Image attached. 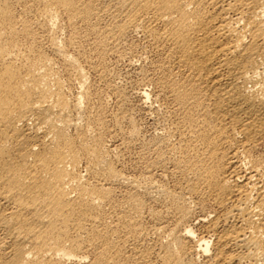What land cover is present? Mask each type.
Segmentation results:
<instances>
[{
    "label": "bare ground",
    "instance_id": "6f19581e",
    "mask_svg": "<svg viewBox=\"0 0 264 264\" xmlns=\"http://www.w3.org/2000/svg\"><path fill=\"white\" fill-rule=\"evenodd\" d=\"M0 264H264V0H0Z\"/></svg>",
    "mask_w": 264,
    "mask_h": 264
},
{
    "label": "rangeland",
    "instance_id": "374dc122",
    "mask_svg": "<svg viewBox=\"0 0 264 264\" xmlns=\"http://www.w3.org/2000/svg\"><path fill=\"white\" fill-rule=\"evenodd\" d=\"M119 66L120 67H118V65H116V67L115 68H117L118 69V71H116V72H118L117 74H118V78L120 79V77H121V79L119 80L118 79V82L119 81H122V82H119L121 85H127V83H126V81H127V79H126V77H123V76H125V66L123 65V64H119ZM121 68H122V70H121ZM117 69H115V70H117ZM121 75V76H120ZM126 80V81H125ZM134 80H136V78L134 79ZM131 84V83H130ZM129 85V84H128ZM127 85V87H128V89H130V90H134L133 88H135L136 87V84L134 83V84H131V86L133 87L132 89H131V87H130V85L128 86ZM135 85V86H134ZM135 92V91H134ZM132 97H134V98H132L131 99V102L133 103L132 105H134V107H135V109H136V113H137V119H138V121H139V123H140V125L142 126V128L144 129V131L146 132V133H149V132H152L153 131V127H152V125H151V121L150 120H146V118L144 119L142 116H140V113H139V111H137L138 110V104H139V99L136 97V95L134 94ZM111 104H113L112 102H111ZM144 122V123H143ZM149 127H148V126ZM148 128V129H147ZM149 128H151V129H149ZM152 130V131H151ZM149 131V132H148ZM134 155V156H133ZM128 154V156H126V160H127V162L125 161V163H124V167L123 168H127V166H128V168L126 169L128 172L130 171V170H132V172L130 171L129 173H134V174H138L139 172H140V164L139 163H135V162H137L136 160H137V157H135V156H137L136 154ZM130 156H131V160H130ZM133 160L135 161V162H133ZM130 161V162H129ZM129 162V164H127ZM130 163H132V164H130ZM135 163V164H134ZM139 164V165H138ZM126 165V166H125ZM134 165V166H133ZM136 165V166H135ZM133 166V167H132ZM139 166V167H138ZM134 168H136L137 170H136V172H134ZM130 169V170H129ZM137 171H138V173H137Z\"/></svg>",
    "mask_w": 264,
    "mask_h": 264
}]
</instances>
